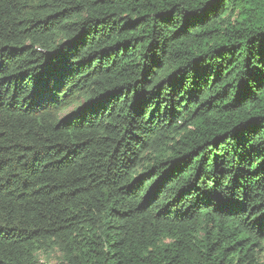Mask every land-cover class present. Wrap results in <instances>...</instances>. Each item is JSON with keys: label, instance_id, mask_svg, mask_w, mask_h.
<instances>
[{"label": "trees", "instance_id": "obj_1", "mask_svg": "<svg viewBox=\"0 0 264 264\" xmlns=\"http://www.w3.org/2000/svg\"><path fill=\"white\" fill-rule=\"evenodd\" d=\"M264 264V0H0V264Z\"/></svg>", "mask_w": 264, "mask_h": 264}, {"label": "rangeland", "instance_id": "obj_2", "mask_svg": "<svg viewBox=\"0 0 264 264\" xmlns=\"http://www.w3.org/2000/svg\"><path fill=\"white\" fill-rule=\"evenodd\" d=\"M39 260L42 263L46 264H58L60 262V254L57 252L54 253H41L39 255Z\"/></svg>", "mask_w": 264, "mask_h": 264}]
</instances>
